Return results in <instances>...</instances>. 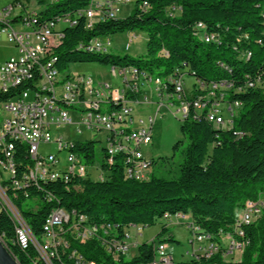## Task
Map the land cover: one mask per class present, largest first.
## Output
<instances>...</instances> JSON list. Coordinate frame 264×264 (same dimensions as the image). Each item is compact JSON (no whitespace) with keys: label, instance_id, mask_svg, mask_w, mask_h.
<instances>
[{"label":"trees","instance_id":"1","mask_svg":"<svg viewBox=\"0 0 264 264\" xmlns=\"http://www.w3.org/2000/svg\"><path fill=\"white\" fill-rule=\"evenodd\" d=\"M90 1H40L45 7L41 15L45 19H57L63 14L72 18V12L86 8ZM144 2L148 8L142 10L140 5ZM173 5L181 8L176 15L169 12ZM80 20L78 26L63 32L62 45L52 53L55 66L61 71L76 63L133 66L167 82L168 76L180 70L195 78L193 88L200 90V96H212V101L221 99V92H213L209 83L232 82L236 88L245 90L241 93L232 90L227 95V102L237 101L240 109L232 129H218L204 115L200 119L188 117L182 122L180 130L189 143L174 179L154 174L149 180L130 178L124 173L121 157H116L114 164L103 166L104 180L90 176L76 179L79 191H67L63 184L45 186L58 199L56 202H46L42 192L33 191L32 197L41 196L36 211L23 210L27 201L22 193L18 198L8 195L33 234L41 236L45 218L55 206L63 207L69 214L76 210L85 215L87 226L104 228L118 239L129 225L154 227L165 221V214H183L207 235L204 236L210 241L207 247L219 246L218 252L192 258L189 264H264V206L253 222L242 226L243 237L237 236L234 229L246 201H257L264 191V90L245 88L246 82L257 75L264 80V0H136L127 17L98 22L91 29L85 28L84 18ZM197 22L205 23L208 32L220 35L221 42L208 44L195 36ZM137 30L147 35V53L139 59L127 54L88 53L85 46H76L93 38H113ZM180 144L175 145L174 151ZM78 150L85 159H88L86 153L95 157L93 143L80 145ZM15 157L16 174L20 177L31 162L23 148L17 147ZM168 226L163 222L154 240L139 244L132 258L108 251L103 242L111 236H106L103 230L85 243L69 237V248L53 263L77 264V259L71 257L76 251L82 257L80 264H149L154 260L153 246L169 232ZM0 236L5 247L14 237L13 223L5 213L0 214ZM227 238L243 245L239 261L225 259L231 246V241L228 248L225 246ZM164 241L173 243V236ZM7 250L20 264H31L37 259L33 247L26 252L15 246Z\"/></svg>","mask_w":264,"mask_h":264},{"label":"built area","instance_id":"2","mask_svg":"<svg viewBox=\"0 0 264 264\" xmlns=\"http://www.w3.org/2000/svg\"><path fill=\"white\" fill-rule=\"evenodd\" d=\"M1 1L7 3L0 6V36L5 35L19 52L18 56L0 62V214L5 213L14 227V237L6 243V248L15 246L21 252H26L33 247L37 259L31 264H54L53 260L69 248V237L81 243L92 238L88 234V227H85V215L76 210L63 214V207L55 206L45 218L42 234L38 238L18 206L8 202V195L18 198L22 193L25 201L39 202L41 196L36 194L32 197V192H42L46 202H56L58 199L45 186L63 184L67 191H79L76 179L90 176L94 180H104L103 166L114 164L116 157H121L124 173L149 180L153 174V162L145 157L142 149L152 142L153 130L162 110H171V102L159 98V88H168V92L180 95L178 112H173V115L182 122L188 117L200 119L204 115L212 119L216 128L228 130L233 128L240 109H237V101L227 102V95L232 90L241 93L245 89L236 88L232 82L209 83L213 92H221V101H212L200 96V90L192 85L187 89V75L180 70H177L180 73L168 76V83H159V78L148 71L133 66H111V73L121 79V86L87 74L65 75L68 69L61 71L59 68V72H52V53H56L62 45V32L78 26L82 18L85 19L83 24L86 29L93 28L98 22L121 18L123 8L136 0H91L86 8L72 12V21H65L64 14L57 19L43 18L41 12L45 7L40 2L38 5L41 9L38 10L30 7V0ZM146 8L147 2L140 5V9ZM180 11L181 8L176 5L169 9L170 15ZM194 30L195 36H204L205 43L221 42L220 35L208 32L203 22H197ZM113 44V38L97 37L88 42H79L76 46H86L96 52L109 51ZM130 48L131 40L123 50L128 52ZM162 54L167 55V52L163 51ZM240 55L243 57V51ZM256 87L264 90L261 75L248 80L245 85V88ZM154 97L157 98L156 102ZM149 105H155L154 113L140 115L139 109L143 110ZM68 127H73L84 138L76 140L64 137L61 130ZM93 135H100L105 146L99 159L96 151L95 157H89L91 154L86 153L88 159H85L78 146L93 143ZM54 144L56 154L41 149ZM9 146L23 148L31 162L20 177L12 174L16 157L9 154ZM92 168L98 172L97 176L92 175ZM263 206L264 201L261 200L245 205L234 228L237 229V236H244L242 226L253 222ZM38 208L37 203L33 210ZM173 217L183 221L193 235L192 252H187L191 259L218 252L219 246L201 250L200 239L207 235L189 216L165 214L163 219L169 221ZM132 229L141 231L143 227L129 225L121 239L110 234L115 253H122L127 258L136 255L134 250L137 251L139 244L131 241ZM99 231L102 229H98V234ZM0 238L4 240L2 236ZM232 245L233 241L230 249ZM161 253H170L169 243L164 238L154 244V260L149 264H159ZM71 257L77 259V264L82 261L76 251L72 252ZM166 264H177L171 253L170 262Z\"/></svg>","mask_w":264,"mask_h":264},{"label":"rangeland","instance_id":"3","mask_svg":"<svg viewBox=\"0 0 264 264\" xmlns=\"http://www.w3.org/2000/svg\"><path fill=\"white\" fill-rule=\"evenodd\" d=\"M10 1V0H8ZM40 1L48 2L49 0H30V7L33 9H41L38 5ZM53 1L50 0V3ZM7 3V1H1L0 6ZM43 8V7H42ZM134 8V3L125 6L123 8V13L121 18L129 16ZM146 34L137 30L134 32H126L124 34H118L113 38L114 44L111 49H109L108 53L120 54V55H129L135 59L142 58L147 53L146 47ZM131 40V48L128 52L123 50V47L129 43ZM19 52L18 49L13 46L11 43L7 41L5 35L0 36V62H4L11 57L18 56ZM75 74H87L91 75L94 78L100 79L103 78L105 80L110 81L113 85L121 86V79L118 76H114L111 73V66H106L99 63H76L71 64L66 71L65 75H75ZM161 78V77H160ZM165 80V78H162ZM195 82V78L192 76L186 77V88L189 87ZM61 93V90H58V94ZM156 102L157 98L154 97ZM174 105L171 106L170 109H163L160 113V116L155 124L153 130V140L152 142L143 147L142 151L145 157L148 160H151L153 163L152 172L156 177L165 178V179H174L179 174V166L183 160V152L188 146V140L183 136L181 133L180 127L182 121L180 118H177L173 115V112H178V97L175 96L172 100ZM155 110V105L145 106L142 109H139L140 115L148 116L153 114ZM61 132L63 133L64 137L67 138H75L76 140H81L84 138L82 134L77 133L73 127L62 129ZM91 139L93 140L97 159L99 156L102 155V148L105 146V142L100 139V135L92 136ZM181 142L180 147L177 151H174V147L177 143ZM42 150L47 149V151H51L52 153H57L56 145H51L48 147L41 148ZM65 155V154H63ZM164 159H168V161H164ZM97 162H99L97 160ZM92 175L97 176L98 172L95 169H91ZM257 200L264 201V191L259 195ZM251 200L246 201L245 205H250ZM38 202L35 201H27L23 204V210H30L34 208V206ZM243 210H240L241 215L243 214ZM176 219H172L169 221H163L164 223H168V230L169 232L163 236L164 239H168L169 235L173 236L174 242L169 244V252L173 255L175 262L177 264H189L191 258L187 252H192V240L193 235L187 229V226L184 224H176ZM163 222L157 223L154 227H147L143 228L141 231L136 229L131 230V241L137 242L139 244L142 243H150L155 236L160 232ZM228 241H233L229 238L225 241V246L228 248ZM196 246H199L196 243ZM233 248L229 249L227 252L225 259L227 261H239L242 256L243 245L239 246L238 244L233 241ZM201 250H209L207 246L200 241ZM230 248V247H229ZM134 253L137 254V251ZM169 253V255H170ZM211 253V252H210ZM215 253V252H214ZM209 255V254H208ZM164 264V263H159Z\"/></svg>","mask_w":264,"mask_h":264},{"label":"bare ground","instance_id":"4","mask_svg":"<svg viewBox=\"0 0 264 264\" xmlns=\"http://www.w3.org/2000/svg\"><path fill=\"white\" fill-rule=\"evenodd\" d=\"M52 1L55 2L56 0H52ZM64 20L65 21H72V18H71V16L67 15V16L64 17ZM63 35L64 34L62 32V38H63ZM200 39L204 41V36H200ZM84 50H85V52H88V53H98V54H107L108 53V51L92 52L86 46L84 47ZM55 63H56V58L52 57L51 58L52 72H59V69L55 66ZM159 83H168V79H167V82H164L161 78H159ZM226 83L227 82H222V83H219V84H226ZM214 84H217V83H214ZM202 89L204 90V88H202ZM213 94L214 93H211L210 95H213ZM159 96L160 97H166V100H172L173 98H175V96H177L178 97V102H180V95L175 94V92H172V93L168 92V88H159ZM211 97L209 98V96H208L206 98H209L211 100ZM215 101H221V99L220 98L217 99V100L215 99ZM207 119L209 120V122L213 123L211 118L207 117ZM94 136H96V135H94ZM16 153H17V146H9V154H11V157H15ZM12 174H16V166H12ZM127 174H128V176L130 178H135V179H138V180H145V179H142L141 177H138L137 175H131V173H127ZM13 196L15 197V195H13ZM8 202H11L9 196H8ZM63 214H69V213H67L63 209ZM85 227H88V234L91 235L92 237L95 236V234L98 232V228H96V227L93 228V227L87 226L86 224H85ZM102 230L104 231V234L106 236H110V233L108 231H106L104 228H102ZM204 238L205 237L201 238L200 241H202ZM103 243H104L103 245L107 248L108 251H113L115 253V247H112V237L111 238H108V237L105 238V241ZM138 245L139 244H137V247H138ZM210 246H214V245H210ZM210 246L207 247L209 250H210ZM212 253H214V252H211L210 255ZM115 254L119 255V254H122V253H115ZM122 255H124V254H122ZM166 262H170L169 253H161L160 258H159V263L166 264Z\"/></svg>","mask_w":264,"mask_h":264},{"label":"water","instance_id":"5","mask_svg":"<svg viewBox=\"0 0 264 264\" xmlns=\"http://www.w3.org/2000/svg\"><path fill=\"white\" fill-rule=\"evenodd\" d=\"M0 264H20L7 250L0 238Z\"/></svg>","mask_w":264,"mask_h":264},{"label":"crops","instance_id":"6","mask_svg":"<svg viewBox=\"0 0 264 264\" xmlns=\"http://www.w3.org/2000/svg\"><path fill=\"white\" fill-rule=\"evenodd\" d=\"M116 36H117V35H116ZM144 37H146V41H147V35H145ZM113 38H115V36H114ZM159 98H161L162 100H166V97H160V96H159ZM168 102H169V100H168ZM173 104H174V102L171 101V106H173ZM238 215H239V216L241 215V212H240V211H239ZM173 219H176V220H174L176 224H183V221H180L178 218L173 217V218H172V221H173ZM202 243H204L206 246H208V245L210 244V241H208L206 238H204V239L202 240Z\"/></svg>","mask_w":264,"mask_h":264}]
</instances>
